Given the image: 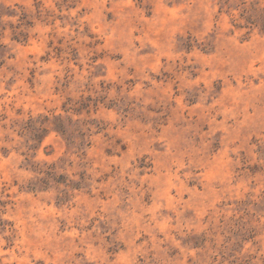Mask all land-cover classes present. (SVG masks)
Masks as SVG:
<instances>
[{"label":"rangeland","instance_id":"obj_1","mask_svg":"<svg viewBox=\"0 0 264 264\" xmlns=\"http://www.w3.org/2000/svg\"><path fill=\"white\" fill-rule=\"evenodd\" d=\"M252 7L264 14V0H0V264H264ZM58 115L91 144L22 129ZM29 161L82 186L30 191Z\"/></svg>","mask_w":264,"mask_h":264},{"label":"trees","instance_id":"obj_2","mask_svg":"<svg viewBox=\"0 0 264 264\" xmlns=\"http://www.w3.org/2000/svg\"><path fill=\"white\" fill-rule=\"evenodd\" d=\"M257 9L252 7V9L244 8L242 15L245 19L252 23L258 24L261 27V30L264 31V14H257ZM19 36H24L26 39V33H18ZM1 46V45H0ZM3 50L0 49V57L5 54ZM72 119L70 117L63 118L61 115L54 116L53 119H50L49 116H45L42 120H35L33 118L29 119L22 126L23 131H32L33 139H38L42 137V133H47L50 130H55L58 133L62 134L63 137L67 140V144L70 148L75 147L77 149H82L85 146L91 144V140L88 138L89 134L85 132L82 128L76 127L71 128ZM79 124V122L73 123ZM30 167L33 171L36 172V176L29 180V182L22 186L30 191L44 190L53 183L56 185L64 184L66 187H72L79 189L82 186V182L70 181L67 183V179L63 174L57 172L56 163L51 164H41L40 162L29 161ZM28 169V167H26ZM63 193L61 200L66 199L67 191L62 190Z\"/></svg>","mask_w":264,"mask_h":264}]
</instances>
